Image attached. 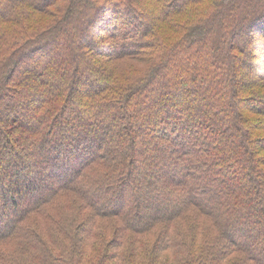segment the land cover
<instances>
[{"label": "trees", "instance_id": "obj_1", "mask_svg": "<svg viewBox=\"0 0 264 264\" xmlns=\"http://www.w3.org/2000/svg\"><path fill=\"white\" fill-rule=\"evenodd\" d=\"M0 264H264V0H0Z\"/></svg>", "mask_w": 264, "mask_h": 264}, {"label": "rangeland", "instance_id": "obj_2", "mask_svg": "<svg viewBox=\"0 0 264 264\" xmlns=\"http://www.w3.org/2000/svg\"><path fill=\"white\" fill-rule=\"evenodd\" d=\"M83 23V22H82ZM82 23H81V25H82ZM80 24V23H79ZM80 26V25H79ZM92 35H91V30L89 31H87L86 32V37H91ZM91 41H92V39H91ZM37 61H41V59L40 58H38L37 59ZM31 67H34L35 65H31V63H28ZM135 64H137V63H135V62H132V61H128V62H126V61H124V62H120V63H112V67L116 70V72L118 73V72H122V71H125V72H128V73H134V69H133V67L135 66ZM141 66H143V64L141 63L138 67H141ZM133 69V70H132ZM80 90H81V87H80ZM28 95V94H27ZM27 95H25V96H27ZM23 122H27V119L26 118H23ZM103 224H105V222L103 221Z\"/></svg>", "mask_w": 264, "mask_h": 264}]
</instances>
